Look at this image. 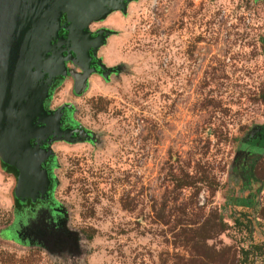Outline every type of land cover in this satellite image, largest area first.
Returning a JSON list of instances; mask_svg holds the SVG:
<instances>
[{
	"label": "rangeland",
	"instance_id": "rangeland-1",
	"mask_svg": "<svg viewBox=\"0 0 264 264\" xmlns=\"http://www.w3.org/2000/svg\"><path fill=\"white\" fill-rule=\"evenodd\" d=\"M88 31L98 68L66 54L44 107L73 125L44 145L48 235L16 233L0 153V264H264V155L242 152L264 126V0H130Z\"/></svg>",
	"mask_w": 264,
	"mask_h": 264
},
{
	"label": "water",
	"instance_id": "water-1",
	"mask_svg": "<svg viewBox=\"0 0 264 264\" xmlns=\"http://www.w3.org/2000/svg\"><path fill=\"white\" fill-rule=\"evenodd\" d=\"M129 1L0 0V153L19 173L22 201L35 203L48 196L50 179L44 167L48 153L42 140L58 132L68 136L57 123L61 111L44 108L51 85L63 73V52L89 67L90 50L105 33L91 37L88 24L123 9ZM60 29L67 32V49L60 45Z\"/></svg>",
	"mask_w": 264,
	"mask_h": 264
},
{
	"label": "flooded vegetation",
	"instance_id": "flooded-vegetation-1",
	"mask_svg": "<svg viewBox=\"0 0 264 264\" xmlns=\"http://www.w3.org/2000/svg\"><path fill=\"white\" fill-rule=\"evenodd\" d=\"M65 16H63V18L61 19V25L64 24L65 22ZM88 31V28H87ZM89 32V31H88ZM90 33V32H89ZM98 33L92 35L90 33L91 37H95ZM58 37L61 38L60 40V45H62V47H65L67 49L68 46H66V41H67V32L63 29H60L58 31ZM58 42V40L56 39L55 41H52V45H57L56 43ZM59 46H57L56 48H58ZM66 52H63V55L66 56ZM73 55V54H72ZM90 56L91 59L88 62L90 64V67L92 68H98L97 67V62L93 56V51L90 50ZM46 78V75L44 76ZM44 78V79H45ZM60 77H56L55 78V82L51 85L50 90H49V94H51L52 89L54 88V85H56L58 79ZM49 98L45 100L44 102V107L47 109L46 105L48 102ZM39 126H43L42 124L39 123ZM73 125L71 123H69V121L66 120L65 117V112H62V116H61V120H60V129L61 130H66V129H72ZM255 136L253 137H249L248 139H246V148L244 147V151L245 154H256L257 156H262L264 155V126L261 127V129L258 132H255L254 134ZM51 138V135L47 136L45 140H42V148H44V145L46 143V141ZM252 141H254V143L251 145L250 148H247L248 143H251ZM263 144V145H262ZM249 150V151H248ZM45 168L47 169V172L49 170L48 166H49V159L47 158L45 160ZM49 193H50V189H48L47 191V198L45 200H37L34 204L31 203V201L29 199H25V202L22 204L23 208L22 210H20V215H19V221L17 224V229H16V233L18 235H20L21 237H26V238H38L40 236L43 235H48L49 234V226H53V211L51 209V207L49 206ZM22 199V198H21ZM54 234V233H53ZM51 235V234H50Z\"/></svg>",
	"mask_w": 264,
	"mask_h": 264
}]
</instances>
